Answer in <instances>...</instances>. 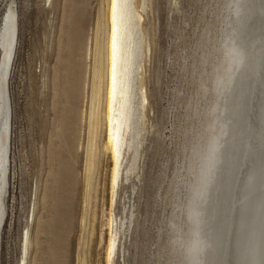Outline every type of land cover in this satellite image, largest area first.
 <instances>
[{"label":"rangeland","instance_id":"1","mask_svg":"<svg viewBox=\"0 0 264 264\" xmlns=\"http://www.w3.org/2000/svg\"><path fill=\"white\" fill-rule=\"evenodd\" d=\"M98 2L51 0L48 6L44 0H0V28L9 9L17 25L15 55L5 83L11 131L5 141L0 264L18 263L26 230L28 264L77 262L85 81L91 70ZM225 2L151 0L146 16L151 48L145 73L148 131L136 187L132 191L131 184L124 182L119 192L115 212L123 215V202L130 196L134 216L129 230L122 231L114 264H170L174 257L176 261L172 221L181 228L188 223L179 210L184 209L187 189L189 149L184 147L190 144L195 128L187 104L197 102L200 83L192 64L202 55L201 36L206 29L213 41L222 38L227 23ZM2 52L0 45V57ZM108 162L106 155L101 158L99 206L107 198ZM95 236L86 248L87 264H103Z\"/></svg>","mask_w":264,"mask_h":264},{"label":"bare ground","instance_id":"2","mask_svg":"<svg viewBox=\"0 0 264 264\" xmlns=\"http://www.w3.org/2000/svg\"><path fill=\"white\" fill-rule=\"evenodd\" d=\"M224 1L227 23L222 38L213 41L206 29L201 36L202 55L192 64L200 83L197 102L187 104V115L193 112L190 119H194L195 128L190 144L184 147L189 149L184 179L187 189L184 209L179 212L183 210L188 223L181 228L172 221L175 264H264V0ZM46 4L49 6L51 0H44ZM150 7L151 0L98 2L91 37V70L85 81L88 96L83 116L85 146L76 264H87L86 248L95 234L103 264H114L122 231L132 224L134 204H130V196L123 202V215L115 211L122 184H131L134 191L135 180H139L148 131L150 102L145 73L151 52L146 31ZM16 43L15 13L9 9L0 28L5 83ZM5 83L6 174L5 141L11 131V113ZM191 124L194 127L193 121ZM213 142L208 176L205 161ZM105 155L109 161L107 198L99 206L100 165ZM4 215L2 206L0 230ZM29 246L26 230L17 264H28Z\"/></svg>","mask_w":264,"mask_h":264},{"label":"snow or ice","instance_id":"3","mask_svg":"<svg viewBox=\"0 0 264 264\" xmlns=\"http://www.w3.org/2000/svg\"><path fill=\"white\" fill-rule=\"evenodd\" d=\"M2 65H0V202L6 194V184H5V152H4V141H3V131L7 127V119L4 116V83L5 76L2 71ZM2 207V203H0Z\"/></svg>","mask_w":264,"mask_h":264},{"label":"clouds","instance_id":"4","mask_svg":"<svg viewBox=\"0 0 264 264\" xmlns=\"http://www.w3.org/2000/svg\"><path fill=\"white\" fill-rule=\"evenodd\" d=\"M214 151H215V142H213V144L211 145L210 150H209V156L206 158V161H205L206 174L208 176H210V173H211L212 153H214Z\"/></svg>","mask_w":264,"mask_h":264}]
</instances>
